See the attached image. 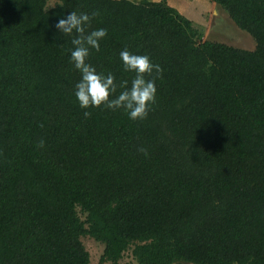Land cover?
<instances>
[{
    "label": "trees",
    "instance_id": "1",
    "mask_svg": "<svg viewBox=\"0 0 264 264\" xmlns=\"http://www.w3.org/2000/svg\"><path fill=\"white\" fill-rule=\"evenodd\" d=\"M57 1L0 0V264H89L84 236L98 264H264V0H211L253 50L195 42L165 0ZM72 10L107 29L88 62L118 85L124 47L160 66L146 118L83 115Z\"/></svg>",
    "mask_w": 264,
    "mask_h": 264
},
{
    "label": "clouds",
    "instance_id": "2",
    "mask_svg": "<svg viewBox=\"0 0 264 264\" xmlns=\"http://www.w3.org/2000/svg\"><path fill=\"white\" fill-rule=\"evenodd\" d=\"M96 14L72 10L60 15L54 24L58 33L71 37L69 61L73 69L80 73V79L74 85V96L79 107L85 109V117L91 115L87 109L103 106L112 111L122 110L130 120H142L156 100V77L162 70L147 54L134 53L124 47L119 52V58L124 71L134 73L130 86L128 80L118 85L112 72L97 71L88 60L91 50H100V42L107 36V29L87 30ZM118 87L120 91L117 94ZM43 144L41 140L39 146ZM140 151L147 154L143 148Z\"/></svg>",
    "mask_w": 264,
    "mask_h": 264
},
{
    "label": "rangeland",
    "instance_id": "3",
    "mask_svg": "<svg viewBox=\"0 0 264 264\" xmlns=\"http://www.w3.org/2000/svg\"><path fill=\"white\" fill-rule=\"evenodd\" d=\"M134 1L142 3L144 1L157 2L160 0ZM57 2V0H48L47 7H54ZM165 2L191 21L192 30L190 34L195 42L213 41L246 50L255 48L253 38L247 32L239 29L230 20L226 12L211 0H165ZM77 212L80 219L84 220L85 215L80 213L79 210ZM81 242L89 253V264H98L103 253V244L88 236L81 237ZM118 264L138 263L132 256L131 249H128L122 254Z\"/></svg>",
    "mask_w": 264,
    "mask_h": 264
},
{
    "label": "crops",
    "instance_id": "4",
    "mask_svg": "<svg viewBox=\"0 0 264 264\" xmlns=\"http://www.w3.org/2000/svg\"><path fill=\"white\" fill-rule=\"evenodd\" d=\"M131 1H133V2H135L134 0H131ZM198 1H201V0H198ZM152 2H155V1H152ZM137 3H140V2H137ZM188 19V18H187ZM189 20V19H188Z\"/></svg>",
    "mask_w": 264,
    "mask_h": 264
}]
</instances>
